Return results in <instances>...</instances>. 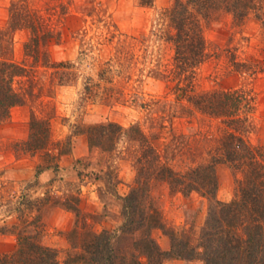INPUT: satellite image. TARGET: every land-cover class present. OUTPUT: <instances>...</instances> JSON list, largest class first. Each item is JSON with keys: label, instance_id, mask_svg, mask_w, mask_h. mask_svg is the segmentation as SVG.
Instances as JSON below:
<instances>
[{"label": "rangeland", "instance_id": "rangeland-1", "mask_svg": "<svg viewBox=\"0 0 264 264\" xmlns=\"http://www.w3.org/2000/svg\"><path fill=\"white\" fill-rule=\"evenodd\" d=\"M174 2L0 0V59L27 71L15 80L26 104L0 123V229L7 231H0V254L15 250L17 236L9 231L23 219L41 218L42 242L56 248L62 261L71 247L68 232L77 221L99 232L116 229L123 218L114 195L129 194L138 159L148 146L177 172L210 163L232 128L226 118L201 111L193 103L195 96L223 90L245 94L250 108L239 114L248 118L244 139L264 149V0H254L242 23L227 12L200 18L206 58L186 77L177 68L169 39L176 32L169 16ZM29 11L41 15L44 30L53 31L38 61L25 51L31 30L11 27L12 14ZM33 116L50 123L48 149L57 164L38 177L43 153L22 148ZM110 122L125 130L116 148L91 147L87 131ZM218 175L217 197L229 202L243 173L221 163ZM154 198L167 227L197 244L209 199L199 192L187 196L169 182L157 186ZM65 204L80 209L79 219ZM154 235L163 249H170L169 236L160 230Z\"/></svg>", "mask_w": 264, "mask_h": 264}, {"label": "trees", "instance_id": "trees-1", "mask_svg": "<svg viewBox=\"0 0 264 264\" xmlns=\"http://www.w3.org/2000/svg\"><path fill=\"white\" fill-rule=\"evenodd\" d=\"M140 3L151 6L154 0H140ZM254 7V0H175L169 16L176 32L169 39L175 45V61L181 75L186 77L206 58V39L200 18L210 19L227 12L233 14L237 23H242ZM11 8L13 11L14 7ZM12 17V29L31 30L25 51L38 61L43 47L53 38V31L44 30L42 17L37 12L29 11L24 16L15 13ZM25 73L23 65L0 59V123L10 120L13 108L26 104L25 94L15 86L16 78ZM193 103L205 114L226 118L232 128L219 141L210 163L177 172L161 160L154 147L148 146L138 159L135 185L129 194L114 195L121 207L120 226L99 232L86 221H77L68 232L71 247L62 261L56 248L42 242L41 218L23 219L10 228L9 232L17 236V246L12 252L0 254V264H166L169 260L264 264V149L253 148L246 142L243 135L248 129V118L239 117L243 110L250 108L249 103L245 94L224 90L195 96ZM30 127V137L22 148L43 153L44 164L37 167L38 177L45 170L57 167L56 157L48 149L52 144L50 123L33 116ZM87 133L91 147L109 152L116 148L125 130L110 122L92 126ZM221 163H231L243 173L236 195L229 202L217 197ZM161 182H169L173 189L187 196L199 192L209 199L207 220L197 244L167 227L154 198V191ZM65 206L79 219L81 211L77 206ZM158 230L170 237L169 250H164L156 239L154 233ZM0 231L7 232L2 228Z\"/></svg>", "mask_w": 264, "mask_h": 264}, {"label": "crops", "instance_id": "crops-1", "mask_svg": "<svg viewBox=\"0 0 264 264\" xmlns=\"http://www.w3.org/2000/svg\"><path fill=\"white\" fill-rule=\"evenodd\" d=\"M50 173H51L50 171L47 172V173L45 174V177H46V175H51ZM165 239H166V238H164V240H165ZM165 241H166V240H165ZM164 249H165V250H168V247L165 246ZM0 251H3L2 246H1ZM180 263H184V262L181 261V260H169V261L166 262V264H180Z\"/></svg>", "mask_w": 264, "mask_h": 264}]
</instances>
